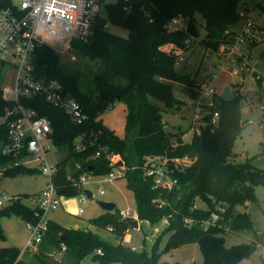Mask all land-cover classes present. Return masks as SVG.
I'll use <instances>...</instances> for the list:
<instances>
[{
    "label": "trees",
    "instance_id": "obj_1",
    "mask_svg": "<svg viewBox=\"0 0 264 264\" xmlns=\"http://www.w3.org/2000/svg\"><path fill=\"white\" fill-rule=\"evenodd\" d=\"M150 1L152 9L142 0H117L107 4V15L96 17L89 38L72 42L71 48L94 62L89 72L65 63L51 46L37 47L36 54L42 59V64L36 67L37 74L60 81L75 96L88 114L84 122L74 121L44 95L25 101L40 115L49 117L53 143L67 148V156L56 162L54 182L60 195L80 194L83 188L79 187L78 180L82 173L107 174L118 167L111 156L120 155L126 166L123 176L136 200L139 222L157 225L165 220L162 234L150 251L145 247L132 249L122 242L104 239L90 227H68L49 219L41 242L37 248L23 252L21 264H172L161 259L165 250L197 242L207 234L212 241L201 247L203 264H234L250 255L258 242L264 243V232L257 233L250 243L232 246L225 245L223 236L229 230L253 228L251 214L238 210L237 205L256 200L255 185L264 182V169L252 159L245 162L232 159L234 142L245 122L241 111L242 94L237 90L230 99L217 95L213 110L219 111L218 123L193 135L190 141L184 139L185 130L168 131L162 120V109L184 105V100L175 96V84L183 85L187 95H195L197 83L195 77L177 68L176 52L185 34L168 30L167 20L182 14L189 20L190 32L198 36L201 24L205 30L201 43L206 48L216 49L225 40V31L238 23L239 7L244 0ZM2 2L14 5L13 0ZM261 7L264 9V5ZM110 25L121 26L128 34L115 33L109 29ZM116 100L123 101L127 108L124 137L101 118ZM12 106V101L4 98L0 88V116H5ZM262 120L264 122V106ZM7 137L6 121L0 125V146ZM84 137L86 147L76 149V143ZM163 153L195 158L192 166L177 172L179 184L171 190L155 187L152 177L144 175L139 167L132 168L140 165L146 155ZM10 160L0 154L4 175L36 172L19 166L9 167ZM90 166H93L92 171L88 170ZM198 200L205 206H199ZM116 209L90 218V226L109 229L122 237L130 226L118 217L120 212ZM36 210L18 195L0 209V219L15 214L34 221ZM213 213L219 214L218 219L212 218ZM167 232L170 233L167 245L161 250L159 241ZM0 235H3L1 226ZM21 250L15 246L0 247V264H12Z\"/></svg>",
    "mask_w": 264,
    "mask_h": 264
},
{
    "label": "built area",
    "instance_id": "obj_2",
    "mask_svg": "<svg viewBox=\"0 0 264 264\" xmlns=\"http://www.w3.org/2000/svg\"><path fill=\"white\" fill-rule=\"evenodd\" d=\"M13 3L14 5H4L2 2L0 6V62L10 63L15 72L12 83L2 88L4 98L12 101L13 106L7 109L5 115L8 137L0 146V154L11 159L9 167L34 169L49 180L36 200V219L28 220L27 223L31 231L30 238L12 263L21 264L19 260L23 252L37 248L41 242L48 227V212L57 209L61 204V197H64L58 193L54 182L56 163H51L48 157L53 143L51 121L49 117L40 115L25 100L44 95L49 103L64 109L77 123L88 118L80 102L60 81L37 74L36 50L40 45H48L63 54L71 48L74 40H87L92 33L94 21L100 14L102 0H18ZM238 24V28L233 26L225 31V40L216 49L207 47L204 53L208 56L211 55L210 52L216 55L219 61L213 67H219L220 72H228L239 79L251 74L258 82H262L264 90V74L259 71L249 52L254 44L264 41V26L255 21L252 9L246 3L239 7V21L236 25ZM165 27L185 34L183 43L176 52V63L187 61L194 44L201 42L198 35L190 32L188 18L182 14L175 15L167 20ZM220 72L211 71L205 78L197 81L194 87L196 94L187 95V99H184V104L191 111L189 131L193 135L201 134L208 126L219 121V111L213 110V107L216 105V80ZM244 109L242 105L241 111ZM85 141V137L80 139L75 148L84 149ZM111 160L118 167L96 181H113L125 174L126 166L124 163L119 164L122 160L120 155H112ZM194 161L195 158L189 155L163 153L146 155L140 165L132 168L139 167L144 175L152 177L155 187L171 190L179 184L177 172L186 170ZM3 169L5 166L0 171ZM78 183L84 194L79 197V201L84 203V186L91 183L89 175L82 173ZM100 192L104 193V188L101 187ZM83 212L82 207L75 211L77 214ZM120 214L123 218L138 219L137 210L132 216L130 208L120 211ZM218 217V213H213V219ZM257 247L264 254V243L258 242Z\"/></svg>",
    "mask_w": 264,
    "mask_h": 264
},
{
    "label": "rangeland",
    "instance_id": "obj_3",
    "mask_svg": "<svg viewBox=\"0 0 264 264\" xmlns=\"http://www.w3.org/2000/svg\"><path fill=\"white\" fill-rule=\"evenodd\" d=\"M15 3L18 0H13ZM117 0H102L101 16L107 15V4ZM259 1V5L257 2ZM248 7L252 9V15L259 24L264 26V0H244ZM203 22L202 19L199 20ZM199 25L200 36H204L205 30ZM109 29L115 33L126 36L127 29L121 26L110 25ZM252 56L257 64L259 71L264 74V41L252 46ZM206 47L200 42L195 43L188 54V61L177 65V68L183 72L197 78L205 77L211 71L220 72L219 67H213L218 64V58L212 52L210 56L205 55ZM65 63L78 66L84 72L94 67V62L79 55L75 49L70 48L67 52L61 54ZM15 72L10 63L2 64L0 62V88L10 85L13 81ZM238 81L240 82L238 84ZM262 82H258L251 74H246L243 78L231 76L228 72L222 71L218 74L216 80L217 91L223 99H230L237 90L242 94V105L245 109L242 111V120L244 122L241 134L235 140L233 145L232 159L236 162H245L248 159L264 169V122L262 120V107L264 106V90ZM249 94L250 96H247ZM175 96L179 99H187L186 91L183 85L175 84ZM251 100L254 102L251 103ZM163 106V103L157 101ZM126 113L127 108L123 101L116 100L105 112L101 114L104 123L112 128L119 136L126 135ZM190 109L184 104L181 108L162 109V120L165 129L168 131H178L180 128L186 131L184 139L190 141L193 137L189 131ZM6 122L5 116H0V125ZM136 134L134 133V136ZM67 156V148L57 147L51 143V150L48 157L51 163H56ZM91 183L84 186L92 192V196L86 194V202H80L79 197L84 196L83 192L72 197H61L60 206L48 212L47 216L68 227H90L98 232L101 237L114 243L122 242L132 249L146 248L151 250L158 237L162 234L165 227V220L157 225H151L148 221L139 222V228L129 227L122 237H118L109 229H99L90 226L89 219L104 212L100 201H110L117 205L116 211L120 212L127 208L132 211V216L136 214V200L134 193L127 187V179L122 176L113 181L107 179L102 182L96 180L103 179L104 175L88 174ZM48 177L41 172L19 173L16 175H4L0 171V209L8 206L12 199L18 195L22 196V201L31 207L36 206L37 198L41 190L47 185ZM79 185V184H78ZM79 187H81L79 185ZM105 192L101 193L100 188ZM256 200L246 204L237 205L240 211H247L251 214L253 228L247 231H226L223 234L226 246H232L240 243H250L255 240L257 233L264 232V182L255 185ZM199 206L205 204L198 200ZM82 207L84 212L77 214L75 211ZM28 220L19 215H4L0 219V226L3 235H0V247L15 246L24 249L31 231L27 227ZM170 233L163 234L160 243V249L167 245ZM162 260L172 264H203L204 256L201 246L197 242H187L182 245L165 250L161 257ZM264 254L260 247L254 248L250 255L243 257L234 264H263Z\"/></svg>",
    "mask_w": 264,
    "mask_h": 264
},
{
    "label": "water",
    "instance_id": "obj_4",
    "mask_svg": "<svg viewBox=\"0 0 264 264\" xmlns=\"http://www.w3.org/2000/svg\"><path fill=\"white\" fill-rule=\"evenodd\" d=\"M144 1L145 5L149 8V9H152L153 8V4L151 3L150 0H142ZM2 5V2L0 1V6ZM36 64L38 66H40L42 64V59L38 56L36 58ZM124 162L123 160H121L119 162L120 165H122ZM88 170L92 171L93 170V166H90L88 168ZM84 192L90 197L92 196V192L88 189H85ZM101 207L104 209V211H115L117 205L116 203L114 202H110V201H100L99 202ZM118 217L120 219H123L126 223L129 224L130 227H133V228H139V220L137 218L135 219H132V218H123L121 216V214L119 213L118 214ZM212 241L211 239V236L210 235H204L202 236L198 241H197V244L201 247L205 246L207 243H210Z\"/></svg>",
    "mask_w": 264,
    "mask_h": 264
},
{
    "label": "crops",
    "instance_id": "obj_5",
    "mask_svg": "<svg viewBox=\"0 0 264 264\" xmlns=\"http://www.w3.org/2000/svg\"><path fill=\"white\" fill-rule=\"evenodd\" d=\"M240 24H238V25H236V26H234L235 28H238V26H239ZM252 50H253V48L251 47L250 49H249V52H250V54L252 55ZM253 57V56H252ZM187 61H188V56H187ZM187 61H184V62H187ZM257 65V64H256ZM208 75V74H207ZM206 75V76H207ZM205 76V77H206ZM205 77H201V78H197V76H195V78H196V82L197 81H199V80H201V79H203V78H205ZM218 90V89H217ZM218 95L220 96V94H219V92H218ZM247 96H250L249 94H247ZM252 102H254L253 100H251V103ZM35 207V206H34ZM74 212H75V209L73 210ZM101 214V213H100ZM99 215V214H98ZM49 218V217H48ZM49 219H51V218H49Z\"/></svg>",
    "mask_w": 264,
    "mask_h": 264
}]
</instances>
